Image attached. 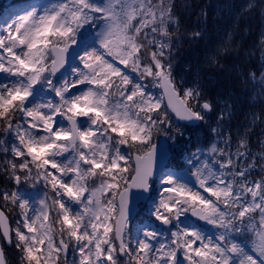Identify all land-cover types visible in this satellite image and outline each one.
Wrapping results in <instances>:
<instances>
[{
	"label": "snow or ice",
	"instance_id": "6c2138e0",
	"mask_svg": "<svg viewBox=\"0 0 264 264\" xmlns=\"http://www.w3.org/2000/svg\"><path fill=\"white\" fill-rule=\"evenodd\" d=\"M239 15L264 23V0ZM237 26L178 79L175 52L204 31L175 0L0 19V264L5 247L16 264H264V63L237 71L255 103L235 128L233 93L205 77L240 53ZM256 48L264 61V32Z\"/></svg>",
	"mask_w": 264,
	"mask_h": 264
},
{
	"label": "trees",
	"instance_id": "16d2710c",
	"mask_svg": "<svg viewBox=\"0 0 264 264\" xmlns=\"http://www.w3.org/2000/svg\"><path fill=\"white\" fill-rule=\"evenodd\" d=\"M211 1L212 0H175L176 11L180 16L182 29H200L204 31L203 38L197 41L185 40L178 51L175 52L174 74L179 76V78L185 77L186 79H190V73L186 71V65H192L193 67L202 65L205 54L210 50L209 48L213 44L216 46V40L215 38L213 40V37L214 32L218 30L220 19L215 18L214 24H216V26L210 27L209 24L214 17L210 15L207 7ZM202 12L207 13L206 21ZM218 14L219 13H216L214 15L217 16ZM220 16L221 15H218L217 17ZM238 19V22L235 23L238 25L235 30V42L238 43L240 47V53H233L227 57L224 61L226 65L225 71H205V77L213 96L217 93L232 92L235 97V119L232 125L233 128L243 124L245 114L251 110V103H255L254 101L250 102L249 97L251 92L245 90L236 79L237 71L247 69L258 70L261 64L264 63L258 48H256V36L261 20L260 17L251 15L248 17L240 16ZM204 25H206V27ZM232 28L231 25V29ZM220 41L221 39L219 38L217 44ZM254 48H256L254 54L251 56L247 55L248 51ZM259 135L260 129L257 128L252 137L254 143ZM9 215L10 217L14 215L11 210H9ZM9 252L10 254L12 253L11 257L14 258H12V262L16 264V252L13 249H10Z\"/></svg>",
	"mask_w": 264,
	"mask_h": 264
},
{
	"label": "rangeland",
	"instance_id": "374dc122",
	"mask_svg": "<svg viewBox=\"0 0 264 264\" xmlns=\"http://www.w3.org/2000/svg\"><path fill=\"white\" fill-rule=\"evenodd\" d=\"M15 1H17V0H0V11L1 12L4 11V14L0 16V19H2L5 15H10L13 13H21L22 14L23 10L30 7L31 5H43V4H46L49 2V0H18L17 2L20 3V5H22V6L17 7L19 9L17 11H15V10H13V9H15V7L13 8L11 6V4ZM228 1H232L233 3H227ZM246 3H247V0H215L214 2L211 3L210 6L208 5L207 10L210 13V15L212 17H214L212 19L211 23L209 24L210 27L216 26V24H214L215 18L220 19V21L218 23V25H219L218 30H216L214 32V37H213V40H214V38L216 40V45H217V41L219 40V38L222 39V37L224 36V33L227 30L231 29V25H232V27H234V25H236L235 23L238 22L237 19L240 17L239 13L243 9V7L245 6ZM216 13H219L218 15H221V16L220 17H217L218 15L215 16L214 14H216ZM204 26L206 27V25H204ZM262 32H264V23H262L260 20L258 38L260 37V34ZM208 35H209V33H208ZM214 47H215V45L213 44L209 49H212ZM155 91L157 93L159 92L158 89H156ZM196 136H197V134H196ZM201 139H203V136L201 137ZM146 216H147L146 212H140L139 216H136L138 221L135 218L136 223H134V221H133L131 224V228L133 230V233H135L137 226L142 221L145 220ZM208 230L210 232L212 231V229H210V228ZM13 255H14V252H13ZM6 257H7V254H6Z\"/></svg>",
	"mask_w": 264,
	"mask_h": 264
},
{
	"label": "water",
	"instance_id": "95a60500",
	"mask_svg": "<svg viewBox=\"0 0 264 264\" xmlns=\"http://www.w3.org/2000/svg\"><path fill=\"white\" fill-rule=\"evenodd\" d=\"M136 202H135V200H133V214H132V218H133V216H134V214H135V212H136Z\"/></svg>",
	"mask_w": 264,
	"mask_h": 264
},
{
	"label": "bare ground",
	"instance_id": "6f19581e",
	"mask_svg": "<svg viewBox=\"0 0 264 264\" xmlns=\"http://www.w3.org/2000/svg\"><path fill=\"white\" fill-rule=\"evenodd\" d=\"M227 3H233L232 1H228Z\"/></svg>",
	"mask_w": 264,
	"mask_h": 264
}]
</instances>
